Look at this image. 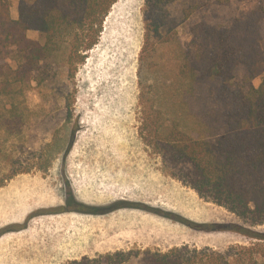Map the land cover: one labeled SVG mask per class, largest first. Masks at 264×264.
I'll use <instances>...</instances> for the list:
<instances>
[{
    "label": "rangeland",
    "instance_id": "rangeland-1",
    "mask_svg": "<svg viewBox=\"0 0 264 264\" xmlns=\"http://www.w3.org/2000/svg\"><path fill=\"white\" fill-rule=\"evenodd\" d=\"M129 1L112 4L97 43L69 57L71 66L56 56L45 78L34 74L0 101V228L41 211L24 229L0 236V264H105L107 256L140 264L134 256L144 250L186 245L224 251L250 242L229 225L264 231V223L240 218L171 177L145 144L143 107L159 103L169 76L162 66L178 45L143 50L145 0H133V28L120 27ZM256 2L176 0L166 10L182 44L200 20L228 25ZM17 4L10 0L13 19ZM187 9L193 12L186 18ZM26 35L43 42L35 31ZM109 80L110 95L103 90ZM260 81L256 77L253 85ZM68 192L97 212H50L64 206ZM117 203L127 206L113 208Z\"/></svg>",
    "mask_w": 264,
    "mask_h": 264
},
{
    "label": "trees",
    "instance_id": "trees-1",
    "mask_svg": "<svg viewBox=\"0 0 264 264\" xmlns=\"http://www.w3.org/2000/svg\"><path fill=\"white\" fill-rule=\"evenodd\" d=\"M115 1L18 0L17 18L13 19L10 0H0V101L12 98L17 86L29 82L34 74L43 73L45 78L56 56L67 57L64 63L71 66L69 57L77 58L91 49ZM174 1L145 0L143 50L172 43L178 46L162 66L169 76L163 78L159 103L143 107L148 109L147 120L142 121L143 140L160 156L165 172L200 198L255 225L262 224L264 0H257L247 14L228 25L200 20L191 26L190 40L182 44L166 10ZM192 12L185 10V17ZM29 30L39 33L43 42L28 38ZM256 77L261 81L255 87ZM124 206L117 203L113 208ZM73 210L97 212L76 202L71 192L63 207L50 212ZM40 212L30 213L23 223L0 228V236L24 229ZM225 228L250 242L224 251L182 245L165 252L144 250L134 257L140 264H264V231L241 225ZM104 259L105 264H120L110 256Z\"/></svg>",
    "mask_w": 264,
    "mask_h": 264
},
{
    "label": "bare ground",
    "instance_id": "bare-ground-1",
    "mask_svg": "<svg viewBox=\"0 0 264 264\" xmlns=\"http://www.w3.org/2000/svg\"><path fill=\"white\" fill-rule=\"evenodd\" d=\"M136 2V1H135ZM135 2L133 1V0H130L129 2H126V4L124 5V6H122L123 7V9H122V13L124 12V14H123V16L121 17V26L120 27H122V29H124L125 30V32L126 31H128L129 30V27L130 28H133V25H135V23H134V21H135V19H134V15L136 14V10H135ZM119 4H121V3H119ZM117 6V5H116ZM116 6H114V9H115V7ZM117 8H119V7H117ZM113 9V10H114ZM125 9H127V10H125ZM119 14H120V12H119ZM117 15V14H116ZM111 17V16H110ZM136 18H137V16H136ZM111 19V18H110ZM137 20V19H136ZM115 21H117V19L115 20ZM137 22V21H136ZM120 24V23H119ZM117 31H119L118 29H117ZM131 31H132V29H131ZM118 34V33H117ZM126 37V36H125ZM122 39V38H121ZM123 54V53H122ZM113 78V77H112ZM110 79V78H109ZM104 82H106V81H104ZM110 82H111V80H109V82L107 83L108 85H105L104 87H103V90H104V92L106 93H108L109 95L110 94H113V92H114V90L112 89V87L110 86ZM98 91V90H97ZM115 93V92H114ZM118 95H119V93H118ZM91 111V110H90ZM107 111V110H106Z\"/></svg>",
    "mask_w": 264,
    "mask_h": 264
}]
</instances>
